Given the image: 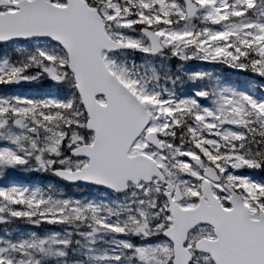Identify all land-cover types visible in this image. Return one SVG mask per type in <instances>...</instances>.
<instances>
[{"label":"snow or ice","instance_id":"1","mask_svg":"<svg viewBox=\"0 0 264 264\" xmlns=\"http://www.w3.org/2000/svg\"><path fill=\"white\" fill-rule=\"evenodd\" d=\"M0 264H264V0H0Z\"/></svg>","mask_w":264,"mask_h":264}]
</instances>
